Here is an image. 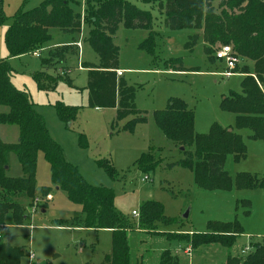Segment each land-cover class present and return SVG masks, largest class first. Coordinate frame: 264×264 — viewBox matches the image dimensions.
Listing matches in <instances>:
<instances>
[{"label":"rangeland","instance_id":"1","mask_svg":"<svg viewBox=\"0 0 264 264\" xmlns=\"http://www.w3.org/2000/svg\"><path fill=\"white\" fill-rule=\"evenodd\" d=\"M42 1H2V11L8 18L0 25V58L7 55L3 33L11 22L10 17L18 9L26 11ZM128 1L149 12L151 26L148 29H133L121 23L113 36V42L119 48V67L128 69L124 71L123 78L136 88L135 105L147 112L146 123L137 124L132 132L125 131L121 129L125 120L113 125V108L94 110L86 107V70L81 67V62L96 63L97 58L86 41L90 23L84 18L85 0H68L72 9L83 18L79 32L64 33L58 27L50 26L49 39L37 49L36 56L27 53L8 59L14 69L11 81L16 87L27 91L35 111L44 119L50 136L59 143L64 159L77 167L87 183L113 190L114 207L131 224L127 230L129 264H159L162 250L168 248L174 251L176 245L185 243L184 234L205 232L209 222L236 220L242 227V233L231 247L200 246L193 252L191 245L185 243V246H190L191 254H183V245L174 254L179 264H226L228 254L243 256L250 249V242H264V185L244 183V175L264 177V140L253 137L248 128L235 127V113L221 106V100L231 90L241 91L243 74L237 71L230 76L215 74L223 71L225 66H218L216 62L210 63L206 59L202 27L198 30H171L166 27L164 14L156 3L147 0ZM217 4L218 1L214 3V9ZM221 9L224 8H216L214 15L217 16ZM232 11L234 14L239 13L235 7ZM194 32L199 34V38L192 50H188L184 43L187 36ZM72 38L78 41V55H70L63 65H55L48 70L49 74L56 77H69L72 86L58 80L54 89L39 90L32 74L40 69L52 47L70 43ZM145 40L151 43L150 51L141 46ZM220 44L217 41L212 49L215 50ZM229 45L237 54V66L246 65L251 74L252 62L240 56L232 43ZM177 58L184 67L198 70H173L167 60ZM251 75L257 85L262 86L256 75ZM170 97L182 99L193 111L194 132L206 133L212 123H217L240 134L245 145V156L235 159L232 153L224 155L223 167L230 183L227 188L198 185L193 169L173 165L182 157L181 146L166 139L152 118L153 111L162 109ZM56 101L83 106L74 121L65 123L58 119L54 111L53 104ZM6 109L0 106L1 111ZM79 133L86 137L87 145L84 148L78 145ZM17 138L16 125L0 124L1 140L13 143ZM147 151L155 153L160 160L150 170L142 169L135 163ZM101 158H106L112 165V177L96 164V160ZM7 160L6 175L20 176L22 172L15 154L10 153ZM43 186H51L50 197L40 194ZM56 188L51 184L49 164L43 154L38 152L35 199L28 203L25 197H18L17 200L25 207L26 218L22 224L15 225L10 212L5 215L6 240L13 246L23 248L21 264H29V251L33 253L36 264H98L110 249L108 233L86 228L80 205L69 201L66 193ZM145 200L159 202L164 215L173 221L169 224L158 222L156 233L138 228V214L133 215L132 211L138 213Z\"/></svg>","mask_w":264,"mask_h":264},{"label":"trees","instance_id":"2","mask_svg":"<svg viewBox=\"0 0 264 264\" xmlns=\"http://www.w3.org/2000/svg\"><path fill=\"white\" fill-rule=\"evenodd\" d=\"M2 1L0 25L8 18L2 11ZM147 1L156 3L164 14L166 27L171 30H198L202 27L203 52L210 63L217 61L212 49L217 41H220V45L232 43L240 56L252 62L251 74H255L264 86V0ZM220 7L224 9L215 16L214 11ZM233 7L238 8V14L233 13ZM10 18L11 22L3 33L7 55L0 58V106L7 108L6 111L0 110V124L16 125L18 138L13 143L0 139V264H21L24 256L22 247L13 246L6 240L4 217L10 212L15 225L22 224L26 218L25 207L17 199L25 197L28 203L35 199L38 152L43 154L49 164L51 184L63 190L69 201L80 205L84 226L92 230H110L109 252L98 264H129L127 230L131 224L114 207L113 190L87 183L77 167L64 159L59 143L50 136L44 119L35 111L27 91L15 87L11 82L14 69L8 62L10 57L37 51L49 39L50 26H56L64 33L79 32L83 18L72 9L68 0H43L29 10L18 9ZM84 18L90 23L86 41L97 58L96 63L81 62V67L86 70V107L114 108L113 125L125 120L121 129L132 132L137 124L147 122V112L135 105V86L115 73L119 68V48L113 42V36L121 23L127 28H150V14L128 0H85ZM187 37L184 46L192 50L199 34L194 32ZM147 41L142 42L141 46L150 51L151 43ZM78 52L79 46L74 38L70 43L52 47L40 69L32 74L36 87L39 90H51L58 80L72 86L69 77H56L49 74L48 70L55 65H63L68 56L78 55ZM167 63L176 71L198 70L195 67H184L179 58L169 59ZM235 71L243 74L241 91L231 90L221 100V106L235 113V127L248 128L253 137L264 140V87L257 85L246 65L240 68L236 65L232 72ZM82 106L67 105L60 101L53 104L58 119L65 123L74 121ZM152 118L166 139L182 147V157L173 165L193 169L196 183L203 187L227 188L230 185L229 176L223 167L224 155L232 153L235 159L245 156V145L240 134L217 123H212L206 133L194 132L193 111L182 99L175 97L168 98L162 109L154 110ZM78 145L86 147L84 134H78ZM192 145L194 148L191 149ZM10 153L17 158L22 172L20 176L13 177L5 173ZM155 155L147 151L135 163L142 169H153L160 161ZM96 164L107 175L113 176V167L106 158L97 159ZM245 182L254 186L264 185V177L244 175ZM50 191L51 186L40 188L43 197L49 195ZM172 221L164 215L159 202L145 200L141 203L138 228L156 233L158 222L169 224ZM241 233L242 227L236 220L214 221L208 223L207 231L184 234L182 237L192 249L208 245L229 248ZM159 264L179 263L170 249H164ZM226 264H264V242H250V249L243 256L228 254Z\"/></svg>","mask_w":264,"mask_h":264},{"label":"built area","instance_id":"3","mask_svg":"<svg viewBox=\"0 0 264 264\" xmlns=\"http://www.w3.org/2000/svg\"><path fill=\"white\" fill-rule=\"evenodd\" d=\"M33 54L37 55V52H33ZM214 56L216 58V60L221 61L224 66L225 69L217 74L221 75V76H230L233 74L232 70L235 68V66L238 63L237 60V54H235L230 45H219V47H217L214 50ZM115 73L117 76H120L122 74V71L119 69L115 70ZM49 196H47L48 198ZM133 215H137L138 213L136 211H132ZM181 248V247H180ZM246 250H248L247 247H245ZM180 249L178 248L177 250H175V253H177ZM183 254L185 255H190L191 254V248L189 245H186L184 249H182ZM28 259H29V264H36L33 261V253H31L29 251L28 255H27Z\"/></svg>","mask_w":264,"mask_h":264},{"label":"crops","instance_id":"4","mask_svg":"<svg viewBox=\"0 0 264 264\" xmlns=\"http://www.w3.org/2000/svg\"><path fill=\"white\" fill-rule=\"evenodd\" d=\"M77 42V44H78V41H76ZM78 46H79V44H78ZM37 52V51H36ZM38 53V52H37ZM32 54H33V52H32ZM33 55H35V54H33ZM36 56V55H35ZM216 63H217V65L218 66H221V65H223V63L221 62V61H216ZM119 70H121L122 71V74L120 75V76H122L123 77V73H124V71H126V70H128L126 67H119L118 68ZM138 70H144V71H147V69H140V68H138ZM224 70V69H223ZM221 72V71H220ZM217 73H219V72H216L215 74H217ZM12 82V81H11ZM12 84H13V82H12ZM14 85V84H13ZM15 86V85H14ZM16 87V86H15ZM18 88V87H17ZM19 89H22V88H19ZM94 110H100V109H103V108H93ZM114 109V108H113ZM56 189H58V188H56ZM49 197L51 196V193H49V195H48ZM42 211H43V209H42ZM143 230V229H142ZM93 231H97V232H99V231H104V232H106V233H108V237H109V244H110V230H108V229H99V230H93ZM143 231H145V232H147L146 230H143ZM181 245H183V246H185V243H182V244H178V245H176L175 247H174V251H172V254H176L175 253V250H177L178 248H180L181 247ZM168 249V248H167ZM196 249H193L192 251L194 252ZM163 251V250H162ZM109 252V251H108ZM107 252V253H108ZM106 254V253H105ZM104 254V255H105ZM103 255V256H104ZM161 255V254H160ZM103 256L101 257V259L103 258ZM101 259H100V261H101ZM160 260V259H159ZM99 261V262H100Z\"/></svg>","mask_w":264,"mask_h":264},{"label":"water","instance_id":"5","mask_svg":"<svg viewBox=\"0 0 264 264\" xmlns=\"http://www.w3.org/2000/svg\"><path fill=\"white\" fill-rule=\"evenodd\" d=\"M180 149H182V147H180ZM5 169H7V166H5ZM186 215H187V213L184 214V216H186Z\"/></svg>","mask_w":264,"mask_h":264}]
</instances>
